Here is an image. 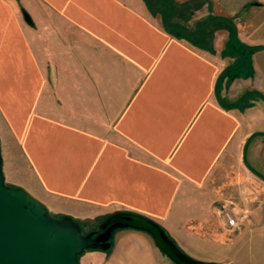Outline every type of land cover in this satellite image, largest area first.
<instances>
[{
	"label": "crops",
	"instance_id": "crops-1",
	"mask_svg": "<svg viewBox=\"0 0 264 264\" xmlns=\"http://www.w3.org/2000/svg\"><path fill=\"white\" fill-rule=\"evenodd\" d=\"M23 3L32 25L0 0V111L66 214H140L206 263L264 264V0ZM80 264L173 263L126 229Z\"/></svg>",
	"mask_w": 264,
	"mask_h": 264
},
{
	"label": "water",
	"instance_id": "water-1",
	"mask_svg": "<svg viewBox=\"0 0 264 264\" xmlns=\"http://www.w3.org/2000/svg\"><path fill=\"white\" fill-rule=\"evenodd\" d=\"M23 15L32 25L29 13ZM4 164L0 137V264H80L88 251L110 250L116 232L126 229L150 235L173 264H216L193 259L158 223L132 212L110 214L98 229L84 234L74 218L57 219L25 187L7 185Z\"/></svg>",
	"mask_w": 264,
	"mask_h": 264
},
{
	"label": "rangeland",
	"instance_id": "rangeland-1",
	"mask_svg": "<svg viewBox=\"0 0 264 264\" xmlns=\"http://www.w3.org/2000/svg\"><path fill=\"white\" fill-rule=\"evenodd\" d=\"M16 1L18 2L20 1L22 3V7H21L22 10L28 12L24 8L25 5L23 3V0H16ZM43 38H47V36L43 34ZM49 48L50 47L45 49V51L43 48V52L45 53L47 50L48 52H50ZM17 97L19 98V96ZM18 100L27 102L26 97H24V100H22V97H20V99ZM4 116H5V113L0 111L1 149H2V155L4 158V162H5L4 173H5L7 185L11 187L23 186L28 191H30L34 196H36L38 199L40 198L41 201H45L49 205L53 204V206L49 207V209H50V213L55 218L60 219L66 216L71 217L66 214V211H68L67 208H69V206L71 205L70 204L71 199L68 197L70 195L66 193L64 195H61L62 196L61 197L57 195L56 193H52L51 190H49L48 188H44L41 185L40 177L36 176L35 171L26 165V162L24 161V156H23L25 155L24 151L22 147L19 146L16 136H14L13 133L10 131L12 129L9 126H7V123L4 122L3 120ZM107 216L97 217L93 220H90V219L89 220L75 219V220L80 222L82 231L84 234H86L92 230L98 229L101 223L105 220ZM155 222L158 223L157 221ZM158 224L168 232V234L173 239V241L179 246V242L176 241L177 238L175 239V237L166 229V227H164L162 223H158ZM179 247L180 249L184 251V249L181 246ZM184 252L197 261L207 262V261H203L202 259H200L201 257H199L197 254H194L193 251H191L192 254L187 253L186 251ZM79 262H80V259H79Z\"/></svg>",
	"mask_w": 264,
	"mask_h": 264
},
{
	"label": "built area",
	"instance_id": "built-area-1",
	"mask_svg": "<svg viewBox=\"0 0 264 264\" xmlns=\"http://www.w3.org/2000/svg\"><path fill=\"white\" fill-rule=\"evenodd\" d=\"M222 215H223V218L226 220L227 225L229 227H232V228L238 227L239 223H238L237 216H236L234 209L228 208V207L224 208Z\"/></svg>",
	"mask_w": 264,
	"mask_h": 264
}]
</instances>
